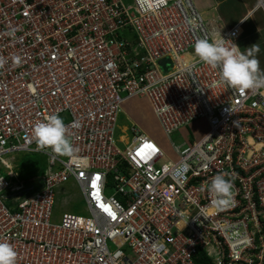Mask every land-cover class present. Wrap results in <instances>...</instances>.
<instances>
[{
    "label": "built area",
    "instance_id": "obj_1",
    "mask_svg": "<svg viewBox=\"0 0 264 264\" xmlns=\"http://www.w3.org/2000/svg\"><path fill=\"white\" fill-rule=\"evenodd\" d=\"M219 32L236 44L238 28L211 26L192 0H0V241L16 264H264V88L241 93L185 62ZM134 97L166 137L207 131L172 144L175 161L135 128L120 150L117 118ZM53 114L70 157L32 135ZM20 153L45 161L34 190L13 182ZM217 174L233 182L220 209L206 190ZM68 183L87 216L57 208Z\"/></svg>",
    "mask_w": 264,
    "mask_h": 264
},
{
    "label": "clouds",
    "instance_id": "obj_2",
    "mask_svg": "<svg viewBox=\"0 0 264 264\" xmlns=\"http://www.w3.org/2000/svg\"><path fill=\"white\" fill-rule=\"evenodd\" d=\"M219 37L197 39L193 52L188 54L185 62L199 61L213 70H218V83L241 93L264 88V69L260 67L257 58L259 45L253 44L241 51L238 45L223 38L221 32ZM225 41L230 43L226 45ZM32 135L41 149H51L56 154L69 157L74 153L68 136V126L58 114L37 122L33 126ZM206 190L214 195L212 204L217 209L228 207L232 202L233 182L224 174H217ZM186 223L181 225V229ZM16 261L17 252L14 247L6 241H0V264H16Z\"/></svg>",
    "mask_w": 264,
    "mask_h": 264
},
{
    "label": "rangeland",
    "instance_id": "obj_3",
    "mask_svg": "<svg viewBox=\"0 0 264 264\" xmlns=\"http://www.w3.org/2000/svg\"><path fill=\"white\" fill-rule=\"evenodd\" d=\"M124 1L127 2L128 0ZM256 16L258 17L259 14L257 15L256 13L254 17ZM252 20L253 19H251V21ZM248 25V22L245 23V29L247 27H250ZM249 39L253 38L248 37V39L240 45L247 44L249 42ZM131 128L139 130L142 134L155 142V144L160 148L163 155L165 156L164 161L176 160V156L172 149V144L178 145L182 141V138L184 141L190 138L198 140L207 131V127L204 121H200L193 125H190L187 129L182 130L181 133H174L171 136L166 137L159 125V122L157 121V119H155V116L152 113L148 102L143 98L137 97L129 99L121 106V112L117 118L116 131L114 134L115 146L118 149L123 150L125 144L130 142L132 138L130 132ZM43 161L44 159L36 154L20 153L14 155L12 159L8 160V162L13 167L11 171L15 174L13 182H16L17 184H19V182H23L24 186L30 188L31 190H34L37 187V181H35L34 179L39 177L46 169ZM5 177L7 180H9L7 176ZM63 192L65 194L64 196H62ZM59 194L60 196L57 199V208L59 207L62 211L67 210V212L73 213L78 216H87L84 202L83 200L79 199V194L73 185L68 183L61 186ZM63 208L65 210H63ZM61 212H59V214ZM110 248L112 247L110 246Z\"/></svg>",
    "mask_w": 264,
    "mask_h": 264
},
{
    "label": "crops",
    "instance_id": "obj_4",
    "mask_svg": "<svg viewBox=\"0 0 264 264\" xmlns=\"http://www.w3.org/2000/svg\"><path fill=\"white\" fill-rule=\"evenodd\" d=\"M192 1L204 20L211 26L218 27L220 30H228L234 26L238 28L239 36L236 45L241 48V51L253 44H258L260 52L257 54V58L260 61V67L264 69V14L257 9V0ZM256 13L259 14L258 17H254ZM247 22L250 27L245 29L244 25ZM248 37L253 39H249L245 45H240Z\"/></svg>",
    "mask_w": 264,
    "mask_h": 264
},
{
    "label": "snow or ice",
    "instance_id": "obj_5",
    "mask_svg": "<svg viewBox=\"0 0 264 264\" xmlns=\"http://www.w3.org/2000/svg\"><path fill=\"white\" fill-rule=\"evenodd\" d=\"M146 147H149L151 148L152 146L151 145H146ZM98 179V178H97ZM93 187H95V183H93ZM101 207H104V205H101ZM107 210V209H106Z\"/></svg>",
    "mask_w": 264,
    "mask_h": 264
},
{
    "label": "trees",
    "instance_id": "obj_6",
    "mask_svg": "<svg viewBox=\"0 0 264 264\" xmlns=\"http://www.w3.org/2000/svg\"><path fill=\"white\" fill-rule=\"evenodd\" d=\"M42 159H43V158H42ZM43 162L45 163V161H43ZM44 163H43V164H44ZM36 185H37V187L39 186V183H38V181L36 182Z\"/></svg>",
    "mask_w": 264,
    "mask_h": 264
}]
</instances>
